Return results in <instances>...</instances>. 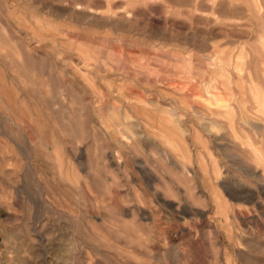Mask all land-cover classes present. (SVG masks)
Returning a JSON list of instances; mask_svg holds the SVG:
<instances>
[{
	"label": "rangeland",
	"instance_id": "1",
	"mask_svg": "<svg viewBox=\"0 0 264 264\" xmlns=\"http://www.w3.org/2000/svg\"><path fill=\"white\" fill-rule=\"evenodd\" d=\"M252 88L264 0H0V264H264Z\"/></svg>",
	"mask_w": 264,
	"mask_h": 264
},
{
	"label": "bare ground",
	"instance_id": "2",
	"mask_svg": "<svg viewBox=\"0 0 264 264\" xmlns=\"http://www.w3.org/2000/svg\"><path fill=\"white\" fill-rule=\"evenodd\" d=\"M250 93L252 96V102L255 104V106L258 107L259 111L263 112L264 114V99L263 96L260 94L262 92H258L255 89H253L251 90ZM248 111L249 109L247 107V100L243 98L240 100V114H239V122H238L239 132L237 136L238 146L240 149V157H241L239 168L244 173L249 174L250 177H256L255 175H257L258 166H256V169H252L249 165H247L246 162L247 160H245L246 155L248 153H251L255 158V160L258 162H261L263 159L260 150H258V148L255 147L252 138L246 132V128H251L253 129V131H259L261 125L259 124L258 121L256 122L255 119L249 115ZM261 121H264V115ZM230 124L232 125V120H230Z\"/></svg>",
	"mask_w": 264,
	"mask_h": 264
}]
</instances>
